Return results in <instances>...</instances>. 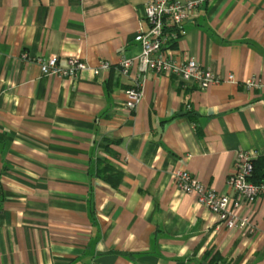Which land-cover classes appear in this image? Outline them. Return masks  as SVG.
I'll return each instance as SVG.
<instances>
[{
    "label": "crops",
    "instance_id": "crops-1",
    "mask_svg": "<svg viewBox=\"0 0 264 264\" xmlns=\"http://www.w3.org/2000/svg\"><path fill=\"white\" fill-rule=\"evenodd\" d=\"M148 1L0 0V264H264V194L238 210L253 232L229 228L173 178L228 193L236 152L264 155V0H211L184 23L175 56L234 75L207 89L121 71L142 51ZM40 56L89 67L46 76Z\"/></svg>",
    "mask_w": 264,
    "mask_h": 264
},
{
    "label": "built area",
    "instance_id": "built-area-1",
    "mask_svg": "<svg viewBox=\"0 0 264 264\" xmlns=\"http://www.w3.org/2000/svg\"><path fill=\"white\" fill-rule=\"evenodd\" d=\"M211 0H150L145 5V20L148 28L140 27L137 39L142 45L141 53L134 58L119 60L121 71L128 74L137 63L141 73L153 70L156 73H174L184 81L193 80L200 89H207L221 81H233L234 75L222 78L203 66L196 58L186 56L179 59L175 56L170 43L179 41L184 33V23L194 17L200 6ZM24 59H30L27 52ZM32 61L40 66L43 75L77 79L81 72L89 67L88 63L78 56H71L67 65H61L57 56L35 57ZM108 61H101L100 68H109ZM97 67V69L99 68ZM95 69V71H97ZM249 85H259L255 78L247 81ZM125 108L135 111L143 99V86L137 80L125 90ZM258 153L249 150H238L233 168L228 176V193L217 191L204 184L195 174L185 169L173 172V178L180 191L196 195L198 203L217 214L229 228H242L254 231L256 224L249 215L241 216L238 210L242 205H251L256 198L264 194V180L253 182L250 177L254 170V161Z\"/></svg>",
    "mask_w": 264,
    "mask_h": 264
},
{
    "label": "trees",
    "instance_id": "trees-1",
    "mask_svg": "<svg viewBox=\"0 0 264 264\" xmlns=\"http://www.w3.org/2000/svg\"><path fill=\"white\" fill-rule=\"evenodd\" d=\"M171 46L177 47V41L171 42ZM107 168L109 170L104 171V176L106 180L111 183H116V181H118L120 177L122 176L121 171H119L113 165H110V164L107 165ZM250 179L256 183L264 180V155L255 159L254 170H253V173Z\"/></svg>",
    "mask_w": 264,
    "mask_h": 264
}]
</instances>
